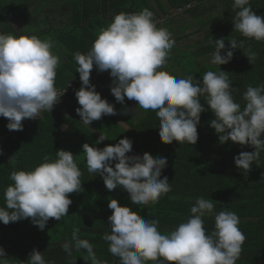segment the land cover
Segmentation results:
<instances>
[{
    "label": "clouds",
    "instance_id": "1",
    "mask_svg": "<svg viewBox=\"0 0 264 264\" xmlns=\"http://www.w3.org/2000/svg\"><path fill=\"white\" fill-rule=\"evenodd\" d=\"M234 30L243 37L264 40V15H257L250 0H234ZM175 40L167 28L157 27L153 13L144 8L137 13L120 12L102 28L86 54L76 52L81 87L75 95L76 109L81 121L89 126L105 115H117L114 105L102 99L90 73L95 66L99 72L108 71L112 78L111 94L124 104L125 97L135 100L144 110L155 112L159 120V139L164 144L173 141L194 145L198 140L197 125L205 108L200 97H205L208 109L214 114L209 126L218 134L219 142L232 141L250 145L255 150L234 156V164L247 174L253 162L264 151V84L249 85L243 94L245 104L236 102L229 73L207 71L197 81L193 76L178 78L166 66ZM215 45L210 63H229L234 50L241 49L243 41L235 38L213 40ZM55 42L42 40L36 34H6L0 32V116L7 118L6 128L22 131L24 119H36L41 111L48 113L64 94L55 87L56 69L61 63L53 49ZM221 50H225L222 54ZM251 63L256 53L243 52ZM220 69V68H219ZM127 109L121 115L127 114ZM127 130V129H126ZM108 139L99 135L95 144ZM87 170L98 173L108 191L122 188L133 204H156L162 195L171 191L167 176L161 178L167 158L126 155L132 151V140L124 137L115 145L97 148L82 145ZM113 161H115L113 165ZM81 170L70 151L57 150L55 158L44 157V162L32 170L11 172L12 184L4 191L5 206L0 207V222L7 225L30 218L39 230H44L49 218L60 221L68 213L72 200L70 193L82 191ZM108 217L109 252L119 258L120 264H236L246 239L240 230V220L232 211L214 215V230L204 227L206 215H212L215 204L210 198L198 197L191 207V216L168 234L158 230L157 219L145 220L128 206H120L110 199ZM11 210V211H9ZM74 228L71 239L62 244L71 255L73 248L86 250L87 264H107L97 258L93 245ZM5 250L0 247V264H6ZM28 264H55L46 261L43 252L35 248L29 254ZM74 264V262H73Z\"/></svg>",
    "mask_w": 264,
    "mask_h": 264
},
{
    "label": "trees",
    "instance_id": "2",
    "mask_svg": "<svg viewBox=\"0 0 264 264\" xmlns=\"http://www.w3.org/2000/svg\"><path fill=\"white\" fill-rule=\"evenodd\" d=\"M233 3L234 0H0V32L36 34L42 40H53V51L61 58L55 78L58 90L79 77L74 54L89 52L100 30L112 22L114 15L148 8L157 27L167 28L176 42L166 64L168 67L159 70L178 78L191 75L197 81L207 71L223 70L229 73L231 86L237 90L232 93L234 100L243 107L247 87L264 84V40L246 38L234 30L233 18L239 9L234 10ZM250 6L257 15H264V0H250ZM158 11L163 14L160 21L156 19L160 15ZM181 13L184 14L182 19H178ZM15 17L21 26L18 30L10 23ZM192 33L201 34L203 38L187 42ZM220 38L225 39V50L232 38L243 41V46L234 50L229 63L218 66L211 64L210 59L215 48L213 40ZM249 49L256 53L251 63L243 54ZM225 50H221L222 54ZM90 75L93 77L90 83L95 85L102 99L114 105L117 115H105L85 125L76 112L81 107L75 95L81 87L79 84L73 92L63 94L49 113L46 111L31 122L22 121V131L13 130L9 134L8 120L0 116V207L5 206V189L13 183L11 172L32 170L44 162L45 156L55 158L57 150L70 151L82 173V191L68 194L72 204L60 221L49 218L42 231L30 218L7 225L0 222V247L5 250L6 264H28L34 248L43 252L46 261H55V264H87L83 259L87 257L86 250L73 248L68 255L62 248V244L71 239L74 228H79L80 237L93 245L99 260L120 264L119 258L109 252V242L103 238L111 231L110 199H116L120 206H128L145 220L157 219L158 230L168 234L192 215L190 209L198 197L210 198L215 204L213 214L203 217L208 233L214 230L216 213L232 211L239 217V228L246 239L236 264H264V151L247 174L239 170L234 156L255 149L230 140L219 142L218 134L209 126L214 114L203 96L200 103L205 111L200 114L197 125V142L194 145L176 141L164 144L159 139V120L155 112L140 106L133 109L125 101L118 103L110 91L112 78L108 71L99 72L94 66ZM65 106L72 112H67ZM125 109L127 114L121 115ZM99 135H106L108 139L95 144ZM124 137L132 140V151L126 155L148 152L153 157L167 158L161 178L167 176L171 191L162 195L156 204H133L125 190L108 191L102 177L87 170L84 143L103 148L115 145Z\"/></svg>",
    "mask_w": 264,
    "mask_h": 264
},
{
    "label": "rangeland",
    "instance_id": "3",
    "mask_svg": "<svg viewBox=\"0 0 264 264\" xmlns=\"http://www.w3.org/2000/svg\"><path fill=\"white\" fill-rule=\"evenodd\" d=\"M188 7V6H187ZM186 7V8H187ZM159 12V11H158ZM160 13V15L156 18L157 20H161V18H163V14L161 13V12H159ZM56 14L57 15H59L60 14V11H57L56 12ZM184 14L183 13H181V14H179L177 17H178V19H182V16H183ZM16 21H17V19H16V17L15 18H11L10 19V23L12 24V27L13 28H15L16 30H18L19 29V27H21L20 26V24L19 23H16ZM185 25H183V27H184ZM183 27H181V28H183ZM18 28V29H17ZM203 38V35H201V34H195V33H192L191 34V38H190V40H188L187 42H190V41H192V42H196V41H198V40H200V39H202ZM186 44V43H185ZM171 65V64H170ZM167 66V65H166ZM168 67V66H167ZM169 68H172L171 66H169ZM93 75V74H92ZM94 76V75H93ZM130 101H133V100H130ZM133 103H134V105L135 106H139L138 105V102L137 101H133ZM55 106V105H54ZM54 108V107H53ZM65 110L67 111V112H69V113H71L72 111L69 109V107L68 106H65ZM113 116V115H112ZM25 120V119H24ZM23 120V121H24ZM26 124L27 123H29V122H25ZM13 133V131H10L9 130V134H12ZM2 135V134H1Z\"/></svg>",
    "mask_w": 264,
    "mask_h": 264
},
{
    "label": "built area",
    "instance_id": "4",
    "mask_svg": "<svg viewBox=\"0 0 264 264\" xmlns=\"http://www.w3.org/2000/svg\"><path fill=\"white\" fill-rule=\"evenodd\" d=\"M92 78H93L92 75H90V81H91ZM79 84H81V81H80V79H79V77H78L77 79H75L74 83H71V84L69 83V84L67 85L66 88H64V89L59 88L58 91L63 92V91L65 90L64 94H65L66 92H70V93H71V92H73V90H74ZM55 105H56V104H55ZM44 112H46V111H41L40 115H38L37 117H41L42 114H43ZM37 117H36V118H37ZM32 120H34V119H29L30 122H31Z\"/></svg>",
    "mask_w": 264,
    "mask_h": 264
},
{
    "label": "crops",
    "instance_id": "5",
    "mask_svg": "<svg viewBox=\"0 0 264 264\" xmlns=\"http://www.w3.org/2000/svg\"><path fill=\"white\" fill-rule=\"evenodd\" d=\"M134 101V100H133ZM133 101H130L126 98L125 103L126 105H128L129 107L136 109V106L134 105ZM135 111V110H134Z\"/></svg>",
    "mask_w": 264,
    "mask_h": 264
}]
</instances>
